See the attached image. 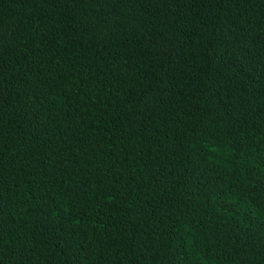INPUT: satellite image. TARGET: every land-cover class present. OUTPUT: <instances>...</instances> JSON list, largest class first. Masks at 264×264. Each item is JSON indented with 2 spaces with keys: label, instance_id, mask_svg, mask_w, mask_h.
I'll list each match as a JSON object with an SVG mask.
<instances>
[{
  "label": "trees",
  "instance_id": "trees-1",
  "mask_svg": "<svg viewBox=\"0 0 264 264\" xmlns=\"http://www.w3.org/2000/svg\"><path fill=\"white\" fill-rule=\"evenodd\" d=\"M0 264H264V0H0Z\"/></svg>",
  "mask_w": 264,
  "mask_h": 264
}]
</instances>
